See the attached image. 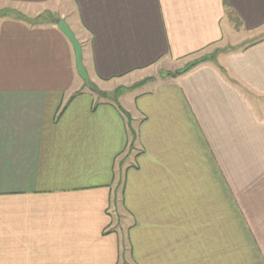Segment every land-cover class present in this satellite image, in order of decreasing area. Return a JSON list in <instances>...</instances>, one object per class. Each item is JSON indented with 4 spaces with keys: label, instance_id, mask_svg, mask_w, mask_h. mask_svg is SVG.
<instances>
[{
    "label": "crops",
    "instance_id": "crops-1",
    "mask_svg": "<svg viewBox=\"0 0 264 264\" xmlns=\"http://www.w3.org/2000/svg\"><path fill=\"white\" fill-rule=\"evenodd\" d=\"M3 1L0 264H264V0Z\"/></svg>",
    "mask_w": 264,
    "mask_h": 264
},
{
    "label": "rangeland",
    "instance_id": "rangeland-1",
    "mask_svg": "<svg viewBox=\"0 0 264 264\" xmlns=\"http://www.w3.org/2000/svg\"><path fill=\"white\" fill-rule=\"evenodd\" d=\"M64 6H65L64 10H66L67 5H64ZM71 15L73 16L72 13L67 12L66 17L71 18L72 17ZM4 17L19 19V20L25 21L29 24H32V25H42V24L51 23L54 19H56V17H59V13L54 11V10H49L48 7L46 8V7L40 6V7L35 9V8L28 6V5L11 3V2L0 0V18H4ZM235 27L237 28L236 25H235ZM235 27H233V28H235ZM257 35H259V34H256V33L251 34V33H248V31H243V30L239 31V29H238V31H235L233 33L231 40L228 39V42L226 44H224V42H223L222 45L224 44L225 45L224 47L227 49L235 48V46L238 47V46H241V44H247L246 42H244V40H246L248 38L249 39L255 38ZM232 39H234V41H232ZM232 42H234V43H232ZM222 48L223 47L220 46L219 44L213 45V46L199 52L197 55L194 56V59L191 60L189 63H191L192 61H194L198 58H201V57L206 58V56H208V55H211V57L213 58L214 56L219 54L218 52H220V49H222ZM156 76H152V77L147 76L143 80H141L139 82H135L131 86L122 85L120 87H117V89H115V91H116L115 94L121 95L124 92H129L132 90L130 93H133V94H131L129 97V98H131L132 95L137 94V92L139 91L138 89H140V88L136 89L138 86H142L144 83H147V81H150L151 79L155 78ZM145 87H147V86H145ZM88 88H90L89 84H88ZM109 95H111V94H109ZM131 102H133V101H131ZM119 106L121 108H122V106L125 108V104H124V102L121 101V99H119Z\"/></svg>",
    "mask_w": 264,
    "mask_h": 264
},
{
    "label": "water",
    "instance_id": "water-1",
    "mask_svg": "<svg viewBox=\"0 0 264 264\" xmlns=\"http://www.w3.org/2000/svg\"><path fill=\"white\" fill-rule=\"evenodd\" d=\"M58 28L63 32V34L67 37V39L70 41L73 53H74V61H75V67L82 79L86 83H88V74L85 71L82 60H81V45L79 41L76 39L74 33L70 29V27L67 25V23L64 20H61L58 22ZM189 66V65H188Z\"/></svg>",
    "mask_w": 264,
    "mask_h": 264
},
{
    "label": "trees",
    "instance_id": "trees-1",
    "mask_svg": "<svg viewBox=\"0 0 264 264\" xmlns=\"http://www.w3.org/2000/svg\"><path fill=\"white\" fill-rule=\"evenodd\" d=\"M52 22H54V23L56 22V23H57V22H58V19H54ZM203 60H206V59H205L204 57L198 58V59L192 61L191 63L187 64L185 67H183V68L179 69L178 71H176L175 74H176V73L184 72V71L188 70L189 68L195 66L196 64L200 63V62L203 61ZM188 65H189V66H188ZM173 74H174V73H173ZM88 84L90 85V88L95 87V85H94L92 82H90V81H88L87 85H88ZM109 96H111V95H109ZM116 96H117V95H116ZM116 101H117V99H116ZM133 136H134V133H133Z\"/></svg>",
    "mask_w": 264,
    "mask_h": 264
}]
</instances>
